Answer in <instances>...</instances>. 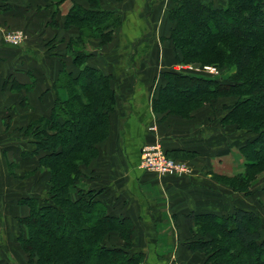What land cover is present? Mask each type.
<instances>
[{
  "label": "trees",
  "instance_id": "1",
  "mask_svg": "<svg viewBox=\"0 0 264 264\" xmlns=\"http://www.w3.org/2000/svg\"><path fill=\"white\" fill-rule=\"evenodd\" d=\"M84 2L72 3L63 25L65 30H79L78 38L67 45L77 73L63 66L54 83L55 90L65 91L67 97H58L50 115L24 132L34 147L25 156H39V168H46L51 178L45 203L34 197L21 201L30 212L19 221V243L29 264H142L143 254L133 252L131 220L111 216L100 192L84 189L88 181L84 170L99 157L100 144L110 136L118 101L113 76L91 66L93 54L85 48L95 35H100L101 47L109 45L122 26V16L103 9L100 0ZM167 20L171 25L167 40L173 44L177 63L200 60L234 72L215 79L166 70L152 102L153 112L187 118L179 106L199 109L220 97L235 98L221 123L254 137L239 150L245 160L244 179L239 185H224L250 195L249 176L264 166V0H223L220 5L175 0ZM75 45L79 49L73 52ZM186 223L194 234L187 245L206 257L204 264H264V225L255 212L236 208L222 216L190 213ZM112 233L118 235L120 246H111Z\"/></svg>",
  "mask_w": 264,
  "mask_h": 264
},
{
  "label": "crops",
  "instance_id": "2",
  "mask_svg": "<svg viewBox=\"0 0 264 264\" xmlns=\"http://www.w3.org/2000/svg\"><path fill=\"white\" fill-rule=\"evenodd\" d=\"M60 1H47L43 8L47 15L42 17L43 0H0L2 33L26 29L30 37L24 47H0V190L14 191L8 186L11 164L28 172L39 169V156H25L34 147L24 132L34 121L48 117L55 100L61 97L54 83L63 66L77 73L72 58L63 49L77 32L76 28H63L68 10H64L65 3L58 5ZM174 1L100 0L103 9L122 16V26L111 48H100L98 56L89 60L91 66L113 76L118 101L110 136L100 145L99 158L84 170L87 185L100 192L99 199L111 216L131 220L133 252L143 254L142 264L205 263L206 257L193 253L187 245L194 237L186 223L190 213L222 216L241 208L258 214L264 225L257 203L213 178L219 170L232 169L233 153L240 155V148L254 135L249 137L222 126L221 120L209 111L192 120L164 118L153 112V99L164 83L162 73L177 69L171 59L173 54L161 40L168 36L162 31L171 28L167 14ZM203 1L215 4L223 0ZM79 4L86 5L84 0ZM53 40L61 45L52 44ZM93 45L100 47L99 40ZM13 83L31 88L16 91ZM15 127L24 134L10 137L8 132ZM157 142L170 157L186 161L191 175L160 177L143 171L139 167L142 148ZM13 191L10 196L15 200L17 194ZM22 199L13 201L20 208L18 218L30 212L21 204ZM3 230L0 229V264H25L23 251L12 240L4 241L7 235ZM110 244L121 245L116 233L111 234Z\"/></svg>",
  "mask_w": 264,
  "mask_h": 264
},
{
  "label": "rangeland",
  "instance_id": "3",
  "mask_svg": "<svg viewBox=\"0 0 264 264\" xmlns=\"http://www.w3.org/2000/svg\"><path fill=\"white\" fill-rule=\"evenodd\" d=\"M43 1H44V3H41V10H40L41 11L40 15L42 17L47 15V13L43 12V8H44V4H47V1H49V0H43ZM73 2L79 3L80 0H68V1L66 0L65 5H67V7L66 8L64 7L65 8L64 10H69L70 7L72 6ZM222 3H223V1H222ZM222 3H215V4L220 5ZM46 20H48V19H46ZM41 21L43 22V19ZM74 30L77 32L76 38H78L79 30L78 29H74ZM170 30H171V28L165 29L162 32L167 33L169 36ZM5 33H10V34L21 33L22 36H24L20 45L13 46V45L9 44L8 42H4L6 46H10V47H14V48L24 47V45H26L28 43V40H30L29 32L26 29H7V30H5ZM95 36H96L95 39H91L88 41V44H87L85 49L89 53L93 54V56L96 57V56H98V54L100 52V48H102V47L101 46L99 47L97 45H93V42L95 43L99 39V37L97 39V36H100V35H95ZM167 37L166 38L162 37V39H161L162 44L166 45V47H168V50L173 54V56H171V59L173 61V65H175V68L183 67V70L185 68L186 71H189L190 73H194V75H201L203 77H210V78H215V79H219V78L226 79L234 72L232 69L228 70V69L219 68L217 66L208 65V64L202 63L203 61H200V60L194 61L193 63H187V64L177 63V59L175 60V51H174L173 44H172V42L167 40ZM112 42L109 45L105 46L104 48L110 49ZM53 43H55L57 46L61 45V44L58 45V42L55 40L52 41V44ZM67 45H68V43L65 45V47H63V49H64V52L70 56ZM78 49L79 48L76 45L74 47H72L73 52L78 51ZM112 49H113V46H112ZM96 51H99V52H96ZM118 62L121 65L123 64V61L120 59L118 60ZM209 69H212V70L209 71ZM174 70L176 71L177 69H174ZM177 71H181V70H177ZM19 90L20 89L16 87V91H19ZM196 91L197 90L193 89V90H191V93L195 94ZM17 93H19V92H17ZM59 93H61V97L60 96H58V97H60L62 99H65L67 97V94L65 91L61 90ZM23 102H24V100H23ZM235 102H236L235 98L220 97V98L216 99L215 101H213L211 104L204 105L199 109H198V107L196 108V105L179 106L178 111H180L181 114L186 116L187 118H183L179 114L178 115L177 114H165L164 118L172 116V117L179 118V119L181 118L183 120H192L195 117L197 118V116L200 115L201 112L209 111L210 112L209 114L213 115V117L218 119V120L220 119L222 122L223 117L227 114V111H228V110H226V108L232 106ZM176 113H179V112H176ZM206 116L207 115H205V117ZM221 125H222V123H221ZM228 126H230L231 128L237 129V132H239L241 134L249 135V137H252V135H253V134L247 133L243 130L240 131L235 125H228ZM228 126H226V127H228ZM22 134H24V133L22 131L19 132V129L17 127H15L11 133L8 132V135L10 137L16 136V135L20 137V136H22ZM106 141H104V142H106ZM233 155L235 157L233 156L232 169L231 170L226 169L227 171L219 170V171H217V173H215L213 175V178L215 180L221 182L222 184L231 183V184L239 185V183H241V180L244 179L245 160L241 156V154L236 155V153L234 152ZM97 159H95L94 162ZM179 161H182V160H179ZM182 162L187 164L186 161H182ZM187 165L189 166L191 172H190V174H188L187 176H184V177H188L192 173L191 166L189 164H187ZM17 166H19L18 163H17ZM16 168L17 167H15V165L12 164L10 166V169H9L10 172L8 171L9 172L8 179L10 181V182H8L9 183L8 186L12 187L15 191V194H17L15 200H13L12 196H10V192H12L13 190H11L10 188H7L8 190H0V227H1L0 229H4L3 231H5V234L7 235L6 236L7 238L5 240H4L5 236H2V239L4 241L12 240L14 245L17 244L19 249L22 250V247L19 243V237L21 236V232H22L21 231L22 227H21L20 222H19L21 218L17 217V213H19L20 208L17 207V203H15V202H17L18 199L21 200L22 198H25V197L26 198L27 197H34V198L38 199L39 203H41V204L45 203L46 199L48 198V194H49V190H50L49 181H50L51 177H50V174L46 168L41 167L37 171H33V172H31V171L28 172L24 168H23V170H20V169L18 170V168L17 169ZM8 172H7V174H8ZM160 177H166V176H160ZM184 177H178V178H184ZM250 178L253 179V182L251 183V194L250 195H246L245 193H238V194L245 196V198H247L248 201H252V202L257 203L259 205L258 209L260 210V214L262 215V217L264 219V194H263L264 166L261 169H259L258 171L251 173L249 176V179ZM84 189L89 190L91 188H89V185L86 184V185H84ZM13 201H15V202H13ZM23 253L25 256V262L24 263L29 264L27 254L24 251H23Z\"/></svg>",
  "mask_w": 264,
  "mask_h": 264
},
{
  "label": "built area",
  "instance_id": "4",
  "mask_svg": "<svg viewBox=\"0 0 264 264\" xmlns=\"http://www.w3.org/2000/svg\"><path fill=\"white\" fill-rule=\"evenodd\" d=\"M24 36L21 33H4L3 40L13 46L21 44ZM177 70L186 71L183 67ZM212 69H209L211 71ZM189 72V71H187ZM143 171L155 173L166 177H184L190 174L189 166L182 161L174 160L165 153L163 145L160 142L147 145L142 148L140 166Z\"/></svg>",
  "mask_w": 264,
  "mask_h": 264
},
{
  "label": "water",
  "instance_id": "5",
  "mask_svg": "<svg viewBox=\"0 0 264 264\" xmlns=\"http://www.w3.org/2000/svg\"><path fill=\"white\" fill-rule=\"evenodd\" d=\"M3 42H4V40H3V33H2V31L0 30V47H2Z\"/></svg>",
  "mask_w": 264,
  "mask_h": 264
}]
</instances>
